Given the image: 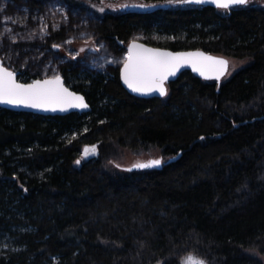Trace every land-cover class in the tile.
<instances>
[{
    "label": "trees",
    "instance_id": "trees-1",
    "mask_svg": "<svg viewBox=\"0 0 264 264\" xmlns=\"http://www.w3.org/2000/svg\"><path fill=\"white\" fill-rule=\"evenodd\" d=\"M42 3L29 0L35 9ZM50 32L47 46L63 39ZM95 32L117 56L139 35L152 47L245 64L220 84L185 71L165 98L144 99L122 88L119 67L81 72L70 61L60 77L84 96L88 113L0 109V264H182L189 255L205 264H263L264 9L106 10ZM152 150L160 170L113 163L123 151Z\"/></svg>",
    "mask_w": 264,
    "mask_h": 264
},
{
    "label": "rangeland",
    "instance_id": "rangeland-1",
    "mask_svg": "<svg viewBox=\"0 0 264 264\" xmlns=\"http://www.w3.org/2000/svg\"><path fill=\"white\" fill-rule=\"evenodd\" d=\"M133 3L138 2L124 1L111 5L89 3L75 7L67 0H43L42 8L35 9L29 5V0H0V32L4 33L0 35V61L16 73L17 78L30 82L60 76V67L70 61L81 72L105 74L110 68H120L126 54L115 55L105 43L97 39L95 27L99 15L104 11L114 12L122 9L121 5ZM249 3L264 9V0H249ZM5 18L11 19L5 23ZM13 20L16 22L12 23ZM5 27L10 31L5 32ZM41 28H44L43 33ZM50 29L59 32L63 39L47 46ZM140 39L139 35L133 38L135 41ZM53 45L59 47L54 48ZM228 62L229 68L223 81L245 64L232 59H228ZM158 158L159 153L155 150L140 155L123 151L113 163L127 168ZM262 262L264 264V258Z\"/></svg>",
    "mask_w": 264,
    "mask_h": 264
},
{
    "label": "snow or ice",
    "instance_id": "snow-or-ice-1",
    "mask_svg": "<svg viewBox=\"0 0 264 264\" xmlns=\"http://www.w3.org/2000/svg\"><path fill=\"white\" fill-rule=\"evenodd\" d=\"M186 4H211L217 9L227 11L234 6H246L249 4V0H164V6ZM129 6L147 8L157 5L124 4L120 7L127 8ZM8 19L11 18H5V23ZM15 22V20L12 21V23ZM4 31L7 32L10 29L5 27ZM40 31L43 33L44 28H41ZM3 34L0 32V35ZM53 47L57 48L59 45H53ZM185 64L190 65L193 72L205 79L215 77L219 80L229 68L227 60L211 57L203 52L172 53L146 48L133 41L128 46L123 67L120 69V78L132 92L142 95L158 92L160 96H165L167 94L165 82ZM14 77L15 73L0 66V103L52 111L88 107L82 96L69 92L62 85L58 75L45 80H34L30 84H21ZM95 148V145L85 146L82 158L87 157L90 150L94 153ZM76 163L79 164L80 160H77ZM160 165L161 160L154 159L147 163L134 164L133 167L143 169ZM182 264H205V261L189 255L182 261Z\"/></svg>",
    "mask_w": 264,
    "mask_h": 264
},
{
    "label": "water",
    "instance_id": "water-1",
    "mask_svg": "<svg viewBox=\"0 0 264 264\" xmlns=\"http://www.w3.org/2000/svg\"><path fill=\"white\" fill-rule=\"evenodd\" d=\"M135 4H141V3H133V4H129V5H135ZM146 5V4H144ZM186 6H192V7H211V8H214V9H217L214 5H211V4H186ZM166 6L164 5H157L156 7H147V8H139V7H127V8H122L123 10H126V11H134V12H146V11H154L156 9H163L165 8ZM239 7H244V6H234L232 7L231 9H234V8H239ZM133 41H131L130 43H132ZM137 44H141V45H144V47L146 48H151V49H159L161 51H167V52H172V53H187V52H203L205 53L206 55L208 56H211V57H215V58H223L225 60L228 61L227 58L225 57H222V56H217V55H213V54H209V53H206L202 50H186V51H171V50H168V49H161V48H156V47H152V46H149V45H146L145 43L141 42V41H135ZM129 43V44H130ZM129 44L127 45L126 49H125V53L127 55V52H128V46ZM0 66H3L2 62L0 61ZM4 68H6L5 66H3ZM123 67V63L122 65L120 66L119 68V80H120V83H121V86L122 88L127 92L129 93L130 95H133L135 97H138V98H144V99H148V98H165V96H160L158 92H153L151 94H147V95H142V94H139V93H135V92H132L128 87L127 85H125L123 83V81L121 80L120 78V69ZM7 69V68H6ZM9 70V69H8ZM11 71V70H9ZM185 71H188L190 72L194 77L202 80V81H205V82H215L217 84H220L222 81H223V78L225 77V75L227 74V72L222 75L220 77L219 80L215 79V77H212V78H209V79H205L203 77H201L198 73L196 72H193L192 71V68L190 65H183L179 71H177V73L174 75V76H170L168 78V80L165 82V87L167 89V85L171 82H174L181 73L185 72ZM12 72V71H11ZM14 73V72H13ZM15 80L19 83H21L20 81H18V78H17V74L15 73ZM48 79V78H46ZM37 80H45V79H37ZM33 82V81H32ZM32 82H29V83H21V84H30ZM61 83L62 85L68 89L69 92H72V93H75L79 96H82L84 98V96L80 93H77L73 90H71L70 88H68L62 78H61ZM84 102L88 105V103L86 102L85 98H84ZM0 109H4V110H8V111H12V112H22V113H30V114H34V115H40V116H45V117H61V116H65V115H69V114H72V113H77V114H84V113H88L90 111V106L88 105L87 108H67L66 110L64 111H60L59 109L55 110V111H52V110H42V109H33V108H30V107H25V106H14V105H9V104H6V103H0ZM179 158V155L176 156L175 158L173 159H169L168 161H166V163H171V162H174L175 160H177ZM160 159V158H158ZM151 160H154V159H151ZM161 160V159H160ZM150 161V160H149ZM148 161H144V162H141V163H147ZM164 165V163L162 162L161 160V165L160 166H155V167H150V168H143V169H140V168H135L133 166H130V167H127V168H124V170L126 171H140V170H160L162 168V166Z\"/></svg>",
    "mask_w": 264,
    "mask_h": 264
}]
</instances>
